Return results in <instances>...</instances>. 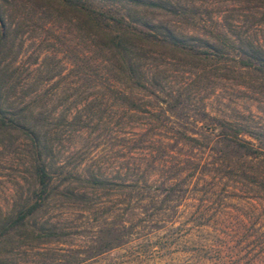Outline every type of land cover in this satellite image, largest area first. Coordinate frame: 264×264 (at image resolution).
Wrapping results in <instances>:
<instances>
[{
    "label": "rangeland",
    "instance_id": "1",
    "mask_svg": "<svg viewBox=\"0 0 264 264\" xmlns=\"http://www.w3.org/2000/svg\"><path fill=\"white\" fill-rule=\"evenodd\" d=\"M87 3L121 12L118 3ZM162 4L138 9L183 34L187 47L152 45L153 54L139 59L149 64L139 87L119 70L104 36L74 11L43 0H0V32H8L1 107L19 122L0 124V220L33 202L39 186L27 126L45 144L41 157L51 175L48 196L26 219L46 233L44 241L12 251L15 257L64 264L69 248L83 255L86 245L129 240V248L104 255L211 264L197 256H211L207 242L226 238L239 241L241 254L264 255V243L247 248L250 234L264 229L252 222L264 217V191L247 182L259 156L233 152L221 136L234 126L264 150V75L244 63L250 44L264 48V0ZM219 161L232 167L212 175L210 162ZM129 178L137 184L129 187ZM172 178L178 193L166 195ZM236 221L241 228H232ZM29 236L11 233L1 250L16 240L35 244Z\"/></svg>",
    "mask_w": 264,
    "mask_h": 264
},
{
    "label": "trees",
    "instance_id": "2",
    "mask_svg": "<svg viewBox=\"0 0 264 264\" xmlns=\"http://www.w3.org/2000/svg\"><path fill=\"white\" fill-rule=\"evenodd\" d=\"M87 1L88 0H43L48 6L56 3L63 8H68L74 11L77 16L83 18L85 22L88 23L87 25L93 28L94 32L102 34L108 48L113 51L112 55H115L119 61V70L123 71L128 79H132L136 86L140 87L144 85L140 79L141 77H146L144 75V70L149 64L143 65L139 62V59L153 54L154 50L151 48L152 45L159 42L160 44H169L172 48L185 46V36L183 34L178 33L172 26L165 22L153 20L152 17L147 16L144 12L139 11L138 9L139 7L147 9V7L150 6L164 7L162 4L163 0H100L120 4L121 12L117 16L108 14L106 10L91 8ZM105 27H108V30H106ZM7 34V28L0 32V52L5 46L4 44ZM142 43L149 44L150 46L145 47ZM246 55L251 60H245L246 62L244 63L246 65H252L264 75V48L256 44H250ZM3 72H5V68L0 64V124L3 126H19V122L16 118L14 119L12 116L6 117L3 114L4 111L1 107L3 91V79L1 74ZM26 130L29 137L32 139L34 154L33 172L39 186L34 194L35 197L33 202L26 207L19 208L13 215H8L4 220H0V264H29V260L26 258L15 257L12 251L17 252L20 249L26 251L27 248L30 249L34 245L43 242L44 240H41V236L46 235L41 229H36L34 231L33 229L28 228L26 221L27 217L32 214L42 200L48 196L50 191L49 182L51 181V175L46 170L45 161L41 157L42 148L45 144L39 139V135L35 128L27 126ZM238 133L239 128L229 125L228 129L225 128L221 131V136L224 139L225 144L230 145L233 152L249 156L250 158L259 156L254 169H251L252 175L247 179V182L250 183L249 187L254 192L258 193L260 190L264 191V150L263 148L261 149L260 147L253 146L247 140L240 138ZM210 163L214 164V169H216L212 175L220 169L226 172L230 171L227 169L232 167V164L228 161ZM195 168L196 166H193V169ZM223 175V172L217 174L211 187H213L217 181L219 182ZM142 180L145 182L147 177H143ZM127 181L129 187L137 184V179L135 178H129ZM196 182L197 180L193 179L192 185L193 183L196 184ZM247 182H243V188L248 184ZM167 183L166 195L171 192L175 193L179 190L177 186L178 182L175 178L170 179ZM175 196H178V194H175ZM260 202L264 203V200L260 199ZM202 213L203 212H198L197 214ZM256 219L257 220H252L254 225L256 223L263 227V214L261 216L257 215ZM240 222L242 223V220H240ZM238 225L239 222L236 221L232 225V228L234 229V226L237 227ZM197 226L200 225L198 224ZM238 228H241V226H238ZM11 233L17 236L30 235L37 240L33 242L35 244H32L30 240H16L15 243H10V246L7 248L8 250L2 251L1 249H4L8 243L7 238ZM250 235L251 243L247 246L250 250L255 248V246H261L260 244L264 243V229L262 232H252ZM128 241L129 240H124L117 244H107L105 246L86 245L88 252L83 255L79 254V252L84 250L69 248L67 249V253L63 254L65 257L61 256V259L65 262L64 264H146L151 258H153L139 254L133 257H126V259H121L117 256L113 257L104 255L105 252H108L113 247L118 249L129 248L130 246L127 244L129 243ZM238 242L239 241H234L230 244L228 243L227 238L222 239L221 241H208L204 250L211 251L212 255L206 257L197 256V259H201L199 261H202L203 259L206 260L208 258L211 264H264L263 254H241V245H238ZM22 243L25 246H23ZM104 259L110 260L108 262H103Z\"/></svg>",
    "mask_w": 264,
    "mask_h": 264
}]
</instances>
